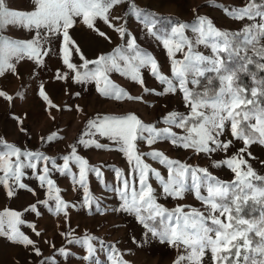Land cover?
Instances as JSON below:
<instances>
[{
  "label": "rangeland",
  "instance_id": "rangeland-1",
  "mask_svg": "<svg viewBox=\"0 0 264 264\" xmlns=\"http://www.w3.org/2000/svg\"><path fill=\"white\" fill-rule=\"evenodd\" d=\"M90 2L0 0V264H264V1Z\"/></svg>",
  "mask_w": 264,
  "mask_h": 264
},
{
  "label": "trees",
  "instance_id": "trees-1",
  "mask_svg": "<svg viewBox=\"0 0 264 264\" xmlns=\"http://www.w3.org/2000/svg\"><path fill=\"white\" fill-rule=\"evenodd\" d=\"M86 1V4L91 5L90 0H82ZM130 3L132 0H129ZM262 0H255V2H259ZM264 1V0H263ZM135 7L139 8L136 4ZM240 46L243 48H249L248 43L246 41H240L239 42ZM260 44V43H259ZM257 45L256 48L257 52L255 54H250V55H242V54H237L238 57L233 61L231 58L229 60L231 61V66H227V68L224 70L228 75L232 76L231 80V86L234 90H239L245 94L244 97H241L243 100H247L249 98L251 99H257L254 101L253 106L258 105L262 100H264V92L263 91H258L257 93H253L255 87L254 83L256 82H262L264 83V43L259 46ZM229 46L233 47L230 42ZM236 49V48H235ZM227 64V63H226ZM220 75L224 74L222 72H218ZM216 73V74H218ZM251 73H254L251 75ZM215 74V73H214ZM218 74V75H219ZM256 74H259L262 76V80L257 77ZM208 74H206L207 76ZM218 75H217V80L216 82L219 83L218 80ZM204 76V77H206ZM254 94V95H252ZM258 103V104H257ZM262 103V102H261ZM257 187L264 189V185H262L259 181H257ZM253 188L256 187L255 185L252 186ZM248 196L247 199L245 200V196H241L242 202L240 203L239 207L237 209H234V214L235 213L245 217L246 222H257L260 224L264 220V197L263 196H253L251 195V192L246 195ZM261 203H259L260 201ZM259 201V202H258ZM259 217V219H258ZM260 227V226H259Z\"/></svg>",
  "mask_w": 264,
  "mask_h": 264
},
{
  "label": "crops",
  "instance_id": "crops-1",
  "mask_svg": "<svg viewBox=\"0 0 264 264\" xmlns=\"http://www.w3.org/2000/svg\"><path fill=\"white\" fill-rule=\"evenodd\" d=\"M263 21H262V25H264V14H262L261 16H259ZM63 24V23H62Z\"/></svg>",
  "mask_w": 264,
  "mask_h": 264
}]
</instances>
